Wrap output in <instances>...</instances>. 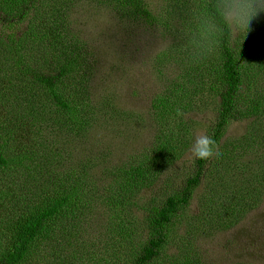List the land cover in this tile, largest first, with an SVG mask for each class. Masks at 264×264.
I'll return each mask as SVG.
<instances>
[{
	"label": "trees",
	"instance_id": "obj_1",
	"mask_svg": "<svg viewBox=\"0 0 264 264\" xmlns=\"http://www.w3.org/2000/svg\"><path fill=\"white\" fill-rule=\"evenodd\" d=\"M49 1L0 0V101L3 106H11L7 126H0V175L14 178L16 182L21 177L19 181L32 182L35 188L39 185L37 190L31 186V189H20L9 182L11 190L0 188V264H38L39 261L46 264L44 243L56 237L50 236L55 234L59 222L69 219L70 226L79 228L78 213L93 218L97 229L103 226H99L100 220L105 222V231L101 233L106 238V246L114 252L109 253L114 255V263L157 264L166 257L168 264H201L193 262L188 255L179 262L166 254L167 228L170 229L175 215L190 204L202 184L214 177L213 169L217 163L221 165L220 160L224 159L220 166L222 173L237 172L238 168L245 171L242 183L247 188L257 176L249 166L250 161L243 164L242 159L250 155V151H264V7L258 8L257 4L252 7L257 31L241 28L243 33L235 35L234 19L230 21L231 14L237 12L234 0H158V6L151 0H113L126 20L158 27L168 34L180 26V40L164 53L169 54V59H173L179 69L185 67L186 76L192 75V65L199 62L208 76L204 85L219 100L216 121L208 132L216 142L215 154L206 160L196 158L194 170L178 191L161 202L148 201L144 215L146 236L140 238L136 228L133 232L129 230L133 215L125 199L140 197L143 189L161 180L160 171H166L184 156L194 132L180 115V111L188 108L189 97L178 84L174 86L173 81L169 95L155 99L153 108L159 110L156 116L161 123L153 148H149L147 155L135 158L142 162L140 165L121 167L120 180L99 185L91 192L94 197H86L89 206L79 209L78 194L88 181L82 179V175L77 179L79 186L69 189L66 185L72 176L63 174L59 164L62 155L58 156L51 139L44 140L40 149L33 146L40 143L36 137L45 139L54 128L66 131L68 126L81 137L91 126L83 115L84 111L92 112L88 99L71 95L72 90L67 93L66 88L74 65L83 67L86 72L93 71L92 54L77 55L72 66L69 62L73 59L68 61L67 52L71 48L61 33L65 27L61 13H66L61 9L67 6L66 0H55L58 10L51 16L53 21L46 18L34 26L33 13L47 7ZM242 12L240 9L238 13ZM247 34L258 37V43L249 46ZM38 36L50 43L46 47H51L36 46ZM28 46L35 54L28 55ZM180 91L184 95L179 96V101ZM174 109L177 111L172 116L170 112ZM243 119L254 122L248 138L243 143L224 145L223 139L231 124ZM168 124H174L170 130L166 129ZM221 147L223 151L218 155ZM143 164L150 167L143 168ZM13 188L19 192L12 191ZM50 189L55 193L51 199L39 197ZM236 197L222 196L223 210L227 208L228 212L241 216L236 210L239 205L236 209L232 205ZM240 206L248 208L252 203ZM67 231L70 234L67 242L79 238L74 228ZM82 231L87 233V230ZM70 253L69 258L76 261L72 264H99L92 261L89 254L84 256L76 249ZM58 254L63 252H56L55 264H69ZM106 263L111 264L109 260Z\"/></svg>",
	"mask_w": 264,
	"mask_h": 264
},
{
	"label": "rangeland",
	"instance_id": "obj_2",
	"mask_svg": "<svg viewBox=\"0 0 264 264\" xmlns=\"http://www.w3.org/2000/svg\"><path fill=\"white\" fill-rule=\"evenodd\" d=\"M151 1L156 6L159 5L158 0ZM66 3L67 6L62 4L61 9L66 11L61 13V20L65 21L61 33L68 42L66 45L71 48L67 52L68 61L73 59L69 62L72 66L77 55L85 56L90 52L93 67V71L86 72L83 67L74 65L73 72L67 79L66 91L68 93L72 90L71 95L88 99L92 112L84 111L83 115L90 120L91 126L88 133L81 137H77L76 132H72L68 126L65 127L66 131L54 128L45 139L36 137L40 139V143L33 146L36 150L40 149L44 140L51 139L58 156L60 153L62 155V163L59 161V164L63 174L72 176L66 185L69 189L78 185L77 179L82 175V179L88 181L84 184L83 192L78 194L81 200L78 202L79 209L89 206L86 197H94L91 192L99 185L120 180L118 170L121 167L140 165L142 162L135 158L147 155L149 148H153L161 123L156 116L159 110L153 108L155 99L169 95L167 92L173 81L174 86L178 84L180 90H184L189 97V106L180 111V115L194 132L184 156L166 171H160L161 180L153 187L143 189L140 197L125 199L133 215L129 230L133 232L136 228L140 238H144V215L148 201L165 200L178 191L192 173L196 158L190 150L191 146L197 136L208 134L216 121L219 100L204 85L208 76L199 62L192 65V75L186 76L185 67L183 70L179 69L176 62L169 59V54L164 53L180 40V26L168 34L158 27L126 20L113 0H66ZM256 4L258 8L264 7V0H234L233 6L237 7V12L231 14L230 21L234 19L235 35L243 33L241 28L257 31L258 26L252 20L255 9L252 7ZM240 9H243L242 14L238 13ZM57 10L56 1L50 0L47 7L33 13L35 18L31 22L36 26L46 18L53 21L51 16ZM25 23L28 26V22ZM246 39L249 46L252 43L256 45L259 41L254 34H247ZM37 40L38 47L50 44L46 39L41 40L40 36ZM26 51L29 56L35 54L29 46ZM50 54L53 52L50 51ZM62 61L64 62V58ZM182 95L184 94L180 91L179 101V96ZM0 105V126L6 127L11 106H3L1 101ZM176 111L177 109L171 111V115ZM253 123L249 119L234 121L223 144L229 146L230 142L243 143L248 138ZM173 125L168 124L166 129L170 130ZM221 151L222 147L217 154L220 155ZM249 153L251 154L242 159V163L250 161L249 166L257 174L249 188L242 183L245 171L238 168L237 172L222 173L220 166L224 159L219 158L222 163L220 166L217 163V167L213 169L214 177H209L195 192L190 204L175 215L170 229L167 228L169 246L166 254L170 258L180 262L183 261L180 258L188 255L193 262L201 264H264V151L253 150ZM141 166L146 168L150 164ZM230 169H233V165ZM20 178L16 182L14 178L0 175V188L11 190L9 182L20 189H31V186L37 190L39 187L35 188L32 182L19 181ZM13 190L19 192V189ZM54 194L50 189L39 197L51 199ZM222 196L236 197L232 205L235 209L239 205L236 210L242 215L228 212L227 208L224 211ZM244 203H252V207H241L240 204L245 205ZM78 219L79 228L70 226L69 219L65 223H58L55 234L50 236L56 237L51 242L44 243L46 250L43 252L48 257L44 263L55 264L54 259L58 258L55 256L56 252H63L58 254L59 257L72 264L76 261L72 260L73 257L69 258L70 251L76 249L83 252L84 256L89 254L90 259L99 261V264H107L106 260L111 264H119L114 263V255L109 254L113 251L104 242L106 238L101 231H105V222L100 220L99 226L103 225L100 230L89 215L82 216L78 213ZM73 228L75 232H79V238L72 239L69 243L67 240L70 234L67 230ZM82 230H87V233L84 234ZM166 259L163 257L157 264H168Z\"/></svg>",
	"mask_w": 264,
	"mask_h": 264
},
{
	"label": "clouds",
	"instance_id": "obj_3",
	"mask_svg": "<svg viewBox=\"0 0 264 264\" xmlns=\"http://www.w3.org/2000/svg\"><path fill=\"white\" fill-rule=\"evenodd\" d=\"M190 150L195 158L206 160L215 154V139L208 134H201L195 138Z\"/></svg>",
	"mask_w": 264,
	"mask_h": 264
}]
</instances>
